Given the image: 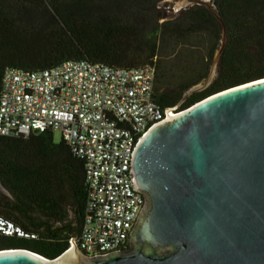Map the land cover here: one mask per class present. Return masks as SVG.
Wrapping results in <instances>:
<instances>
[{
	"label": "trees",
	"instance_id": "obj_1",
	"mask_svg": "<svg viewBox=\"0 0 264 264\" xmlns=\"http://www.w3.org/2000/svg\"><path fill=\"white\" fill-rule=\"evenodd\" d=\"M161 1L0 0V91L8 68L41 70L66 60L123 68L153 63V100L180 111L264 77V0H213L218 16L195 5L160 22ZM223 29L217 76L179 104L206 77ZM198 42L208 43L205 57L195 53ZM0 182L11 195L0 203V214L36 234L0 235V250L21 248L54 259L80 236L87 198L84 161L62 138L55 142L51 130L0 135Z\"/></svg>",
	"mask_w": 264,
	"mask_h": 264
},
{
	"label": "water",
	"instance_id": "obj_2",
	"mask_svg": "<svg viewBox=\"0 0 264 264\" xmlns=\"http://www.w3.org/2000/svg\"><path fill=\"white\" fill-rule=\"evenodd\" d=\"M222 32L211 75L179 104L213 81ZM131 173L145 203L128 249L88 256L74 236L54 259L11 248L0 250V264H264V77L154 124L135 146Z\"/></svg>",
	"mask_w": 264,
	"mask_h": 264
},
{
	"label": "built area",
	"instance_id": "obj_3",
	"mask_svg": "<svg viewBox=\"0 0 264 264\" xmlns=\"http://www.w3.org/2000/svg\"><path fill=\"white\" fill-rule=\"evenodd\" d=\"M155 75L153 63L123 68L87 60L41 70L8 68L2 75L0 135L58 131L84 161L87 198L75 242L88 256L125 248L144 206L133 185L132 154L154 124L178 112L153 100ZM0 235L36 237L1 214Z\"/></svg>",
	"mask_w": 264,
	"mask_h": 264
},
{
	"label": "rangeland",
	"instance_id": "obj_4",
	"mask_svg": "<svg viewBox=\"0 0 264 264\" xmlns=\"http://www.w3.org/2000/svg\"><path fill=\"white\" fill-rule=\"evenodd\" d=\"M195 5H204L214 12L217 11L216 5L213 0H162L158 4L161 13V18L159 21L161 22L166 20H173L177 18L183 10L193 7ZM222 33L223 32H221V35ZM207 49H208V43L198 42L194 47V50L196 51L195 53L200 57L206 56ZM199 59L201 60V58ZM210 69H211V64L207 72V75L204 79H206L209 75H211ZM217 73H218V62L212 74V80L217 76ZM53 139L55 142H58L61 139V135L58 131L53 132ZM10 197H11L10 193L3 187V185L0 182V203H4L5 201L9 200ZM69 217L73 218V213L70 210V208H69Z\"/></svg>",
	"mask_w": 264,
	"mask_h": 264
},
{
	"label": "flooded vegetation",
	"instance_id": "obj_5",
	"mask_svg": "<svg viewBox=\"0 0 264 264\" xmlns=\"http://www.w3.org/2000/svg\"><path fill=\"white\" fill-rule=\"evenodd\" d=\"M128 248H129V240H128V242H127L125 248H122V249H128Z\"/></svg>",
	"mask_w": 264,
	"mask_h": 264
}]
</instances>
